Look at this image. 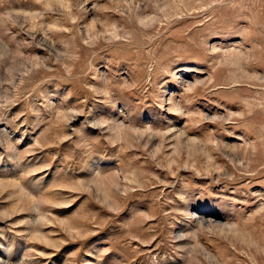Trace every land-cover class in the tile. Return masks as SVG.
I'll list each match as a JSON object with an SVG mask.
<instances>
[{
	"label": "rangeland",
	"instance_id": "obj_1",
	"mask_svg": "<svg viewBox=\"0 0 264 264\" xmlns=\"http://www.w3.org/2000/svg\"><path fill=\"white\" fill-rule=\"evenodd\" d=\"M0 264H264V0H0Z\"/></svg>",
	"mask_w": 264,
	"mask_h": 264
}]
</instances>
